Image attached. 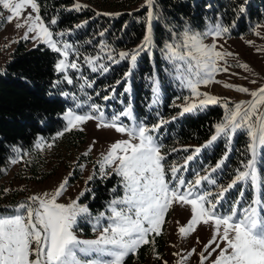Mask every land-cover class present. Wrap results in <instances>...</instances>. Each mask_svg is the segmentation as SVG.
I'll use <instances>...</instances> for the list:
<instances>
[{"label":"trees","instance_id":"trees-1","mask_svg":"<svg viewBox=\"0 0 264 264\" xmlns=\"http://www.w3.org/2000/svg\"><path fill=\"white\" fill-rule=\"evenodd\" d=\"M139 1L36 0L39 15L45 24L50 30L63 33L60 37L72 46L68 60L74 61L77 69H69L72 80L69 84L55 70L59 54L43 43L27 46L26 41L18 40L9 51L0 66V178L14 159L17 163L16 170L11 172L13 179L41 181L54 173L57 167H67L69 160L74 161L71 174L79 176L81 161L90 162L89 156L81 152L84 132L76 128L57 137L65 128L59 113L70 104V95L103 104L106 109L113 107L120 110L130 105L134 117L144 124L160 122L161 119L167 121L155 134L165 164L177 161L182 153L190 149L183 145L200 144L212 135L215 125L223 120L225 109L217 103L183 116L178 114V106L172 103L173 97L178 95L177 86L171 73L164 71L167 62L162 57L163 45L170 39L171 32H178L184 23L191 29L218 23L229 29V35L246 33L254 23L264 20V0H152L151 12L155 14L151 21L152 49L151 52L141 53L133 67L129 58L120 59L117 50L129 53L128 50L140 43L146 33L147 7L135 9ZM77 4L82 6L80 10H76ZM241 7L245 9L243 13L240 12ZM2 19L0 17V23ZM53 19L57 21L54 25L50 23ZM108 55L118 62L109 60ZM96 57L100 59L94 60L93 64L87 63L86 58ZM94 66L96 71L92 70ZM104 67L108 71H103ZM129 72L131 74L126 77ZM153 73L157 76L161 96L158 104L150 103ZM126 88L130 91H125ZM37 137L42 141L39 147ZM46 143L51 147H47ZM221 159L225 163L215 172V181L225 184L242 171L250 159L248 136L244 129H238L230 142L226 137H220L211 146L202 148L198 157L190 163H197L194 169L199 170L201 166L214 165ZM256 168L260 199L264 203L262 149ZM109 173L103 177L92 174L93 179L87 180V189L79 198L90 212L80 216L76 224L85 235L90 234L88 217L102 210L113 196L120 193V176ZM239 190L238 205L250 202L252 189L249 182H240L225 193L224 202L237 198L238 195H235ZM19 194L18 190L5 185L2 180L0 204L13 203ZM153 237L154 245H142L136 254L125 257L123 264H143L150 257L162 256L166 248L165 235L163 232L160 236L152 234L150 239Z\"/></svg>","mask_w":264,"mask_h":264},{"label":"snow or ice","instance_id":"snow-or-ice-1","mask_svg":"<svg viewBox=\"0 0 264 264\" xmlns=\"http://www.w3.org/2000/svg\"><path fill=\"white\" fill-rule=\"evenodd\" d=\"M146 4L149 8L153 6L152 0H146ZM0 7L9 12L7 22L11 23L13 19L23 20L22 23L17 22L15 27L26 28L24 39L31 38L37 43H43L65 58L56 64L57 72H65L68 68L77 69L75 62H66L71 45L64 43L62 47L59 46V41L54 39L50 27L39 15L36 0H0ZM28 7L31 8L32 13H36L35 16L31 14L23 16L24 10ZM81 7L80 4L75 5L76 10H80ZM244 11L245 9L241 7L240 12ZM154 18L155 14L150 11V23L142 44L132 53L121 52L119 54L121 60L129 58L135 67L141 53L151 52L153 44L151 21ZM50 23L54 25L57 21L53 19ZM228 31L227 27L218 24L203 35L211 34L215 38ZM189 32L190 30L185 32L183 45L170 43L165 45L167 59L183 61L186 65L184 70L179 65L176 66L179 73L177 78L190 90L193 98H199L187 102L189 98L185 97L186 105L179 113L181 116L218 103L217 97L201 93L199 86H207L213 82L220 83L214 80V75L221 70L227 71V68H221L217 61L232 55L228 52L216 51L215 45L205 46L201 42V34L190 35ZM30 33L31 37H29ZM55 35L61 36L63 33ZM180 47L188 51L181 53L178 50ZM107 58L113 60L111 55ZM98 59L100 58H86V61L93 64L94 60ZM113 62L118 61L113 60ZM238 66L247 69V65ZM92 70L97 69L94 66ZM102 70L108 71L106 67ZM130 74V72L126 73L125 76ZM64 80L69 84L72 83L68 75L64 76ZM88 86L91 87V84ZM223 86L241 93H249L244 87L231 84ZM125 91H130V88H126ZM153 92L158 95L159 89L154 88ZM249 94L253 99L247 102V107H244L245 102H240L233 109H229L223 121L215 125V134L205 145L195 148L194 153L185 158L183 166L170 167L173 174L171 181L165 178V157L161 154L156 138L151 134L167 121L161 119L151 128L142 122L133 127L118 124L117 121L121 116L131 117L130 105L119 115L113 116L110 121L104 119L103 113L95 105L91 106L92 114L79 115L72 110L66 112L64 118L67 124L57 137L93 119L98 121V129L112 128L117 133L127 135L128 139L111 144L98 161L102 177L111 174L106 172V168H111L112 172L121 177L124 195L110 202L111 215L105 217V214L101 213L97 218L94 230L102 228V231L95 240H79L73 231L78 217L88 213V208L78 203L79 198L84 195L83 191L68 204L57 203V199L67 190L68 178H65L53 193L29 197L32 204L21 203L15 214L0 216V264H123L125 257L136 254L142 245L155 244L154 237L151 239L150 237L152 234L155 236L162 234L165 215L173 205H179L181 208L190 206V219L185 226L178 229L181 238H186L195 232L198 225L212 227V238L199 253L200 264H204L217 252L212 264H264V203L261 199H253L252 204L244 209L242 215L238 214L236 208H233L230 214H220L217 207L225 193L240 182H249L254 189L260 186L256 157L258 148L264 150V111H260L261 105H264V86ZM104 98L109 99L107 96ZM96 112L101 114L96 116ZM241 128H247V134L251 138L248 148L252 158L243 166L242 171L236 173L231 183L226 188H222L213 199H209L213 196L211 192H201L199 189L203 182L216 184L211 173H215L224 165V159H221L214 168L206 170L208 174L201 176L197 173L194 181H185L183 177L176 175L182 167L188 166L202 148L211 146L222 136L230 141V134ZM91 150L90 146L88 151ZM11 163L15 164L17 160L14 159ZM88 179L92 180L93 176H89ZM33 204L36 206H32ZM102 219H107L108 223L102 225L100 223ZM195 251L192 249L188 256ZM205 252L207 255L204 254ZM93 255L95 258H82ZM174 255L178 254L174 253ZM186 260L187 256L181 257L177 264H182Z\"/></svg>","mask_w":264,"mask_h":264},{"label":"rangeland","instance_id":"rangeland-1","mask_svg":"<svg viewBox=\"0 0 264 264\" xmlns=\"http://www.w3.org/2000/svg\"><path fill=\"white\" fill-rule=\"evenodd\" d=\"M140 7H147L146 18H147V30H148L149 12L151 11V8L147 6L146 0H141L134 6L135 9H138ZM29 14L33 16L36 15V13H32L30 7L24 10L23 16H28ZM8 15L9 12L7 10H3L2 7H0V17L3 18L2 22L0 23V66L3 63V61L7 58L9 51L13 48V46L18 40L26 41L27 46H34L37 43L36 41H33L31 38L29 39L23 38L26 28L22 27L17 29L15 27V24L17 22H21V23L23 22L22 19L20 21L13 19V21L9 23L7 22ZM216 25H218V23H210L205 25L201 29H191L188 27L186 23H184L182 28L178 30V32L175 31L171 32L170 39L167 40L163 45L162 57H164L167 62L164 71L166 73L170 72L172 78L176 83L177 86L176 90L178 91L177 92L178 95L173 97L172 103L178 106L179 113L181 112L182 107L186 105L185 97L189 98L187 102H192L194 99H199V98H193L191 96L190 90L184 86V84L181 82L180 79L177 78L179 73L176 70V66L179 65V67L182 70H184L186 69V65L183 61H170L169 59H167L165 45L169 43L173 45H183L186 30H190L189 32L190 35L201 34V42L205 46L215 45L216 51L228 52L232 54L230 56H226L224 60L217 61L218 65L221 68H227V71L221 70L214 75V80L220 81V83L213 82L207 86L204 85L199 86V91L201 93H207L210 96H215L218 98V103L221 104L222 107L225 109L223 119L225 117L226 112L229 109H233L236 104L240 102H245L244 107H247V102L253 99L249 93L252 91H257L262 86H264V20L254 23L251 29L248 30L246 33L239 34L236 36L229 35L227 33H224L221 36L215 38L211 34L203 35L204 33L209 32V30L214 28ZM51 31L54 34V39L59 41V46L62 47L64 43L70 45L68 41L63 40L60 36L55 35L56 33L59 32H54L53 30ZM31 35L32 34L30 33L29 37H31ZM144 37L140 43H138L136 46L128 50L129 53H132L134 50L138 49V46L142 44ZM178 50L181 53L188 51V49H185L183 47H180ZM72 51L73 49L71 46V48L68 49V53L70 54ZM117 51L119 54L121 52H124L121 49H118ZM68 57L66 62L68 63L74 62V61H69ZM61 59H65V58L59 54L54 64L55 70H56V64ZM241 64L247 65V69L238 66ZM69 69L71 68L66 69L65 72H59L61 73L60 76L63 79L65 75H68L69 79H71L69 75ZM224 84H231L237 87L247 88L249 90V93H241L233 90L232 88H226L223 86ZM154 88L159 89L157 76L155 73H153L151 76L150 103L158 104L161 101L160 90L157 95L153 92ZM69 99H70V104H67L64 110L59 113V116L65 122V126L67 124V121L64 118V114L69 110H72L79 115L92 114L91 106L95 105L103 113L104 119L110 121L113 116L119 115L121 112L125 111L129 107V105H127L120 110L114 109L113 107H109L108 109H106L103 104L100 105L98 103H91L88 99L74 98L73 95H70ZM154 101L156 102L154 103ZM225 104H227L226 107ZM260 111H264V105H261ZM100 114H101L100 112L95 113L96 116H99ZM97 122H98L97 120L93 119L79 126V129H83L82 131L84 132V136H85L84 142L82 143L81 146V152L88 153L87 155L89 156L90 162H88L87 160L81 161V164L79 165L80 173L78 177L75 176L73 177V174L69 175L70 173H72V166L74 165L73 163L74 161L69 160L67 167H63V166L57 167L54 173H52L49 177L41 181L34 182L23 178L13 179L11 172L13 173L16 170V164L10 162L9 168L5 171L4 176L0 178V183L2 182V180H4L5 185H9L10 187L15 188L20 192V194L13 203L7 204L5 202V204L3 203L0 204L4 208L0 210V216H8L11 214H15L18 205H20L21 203H24L26 205L32 204V202L29 200V197L31 196H42L45 193H53L65 178H68L67 190L64 192V194L61 197L57 199V203L68 204L72 200H75L82 191L84 192L87 189L88 177L94 173L100 175L98 161L101 159L102 154H105L108 151L111 144L119 140L128 139L127 135L117 133L112 128L101 127L98 129ZM141 122H142L141 120L136 119L134 117L133 113L131 117L121 116L120 120L117 121L118 124H121L125 127H133L134 125H138ZM157 123H159V121L154 122L147 126L151 128L153 125ZM243 129L246 131V136H248L247 128H242V130ZM234 133L230 134L231 138L232 135H234ZM151 134L156 138L155 132ZM214 134H215V130L212 133V135ZM211 136L208 139H206V141L200 144L183 145V147L185 146L190 148L187 151L188 153L187 152L182 153V155H180L177 161L172 160L168 162V164L164 163L166 169V176H165L166 180L171 181L173 179V174L170 171V167L172 165L183 166L185 158L188 155H192L194 153L195 148L205 145L207 141L211 138ZM227 141L230 142L228 138ZM156 143L159 145L157 139H156ZM250 143H251V138L248 136V145ZM36 144L38 145L42 144V141L38 137L36 139ZM46 144H47L46 146L48 147L49 143ZM90 146L92 150L88 151ZM260 150L261 149L258 148L257 150L258 155L256 157V161L258 159ZM195 157H198V154ZM250 158H252L251 152H250ZM217 163H215L214 165H203L201 166L202 169L196 170L194 168L197 166V163L189 162L188 166L186 168L182 167L181 171H179L176 175L178 177H183L185 181H194L197 178V173H199V175L201 176L206 175L208 174L206 170H210L211 168H214ZM81 165L83 166V168H81ZM106 172H112L111 168H106ZM211 176L213 179H215V173H211ZM69 177H72L71 181L69 180ZM234 178L235 175L232 178H230L225 184L216 182V184L213 185L207 182H203L202 185L200 186L199 191L211 192L213 196L209 197V199H213L216 196V194L219 193L222 188H226L227 185L230 184ZM6 180H8L9 184H7L8 182H6ZM120 184H121L120 193L113 196L106 203V205L103 207L102 210L88 217L87 222L89 224V230H90L89 235H85L82 232H80L81 231L80 227L76 226V224L80 221L78 217L77 223L73 227V231L79 240H95L100 235V231H102V228H96L94 230V225H96V220L98 217H100L101 213H104L105 217L111 215L109 211L110 202L113 199L122 197L124 195V188L121 180H120ZM251 189H252V200H250V202L245 204L243 207L237 205L241 190H239V192H237V194L235 195V196L238 195V197L237 198L234 197L228 203L224 202L225 201V195H224L220 204L217 206L219 213L230 214L231 210L233 208H236L238 210V214L242 215L244 209L248 208L252 204L253 199H260L259 198L260 186L256 189H254L253 187ZM78 203L82 206H85L84 202L78 201ZM32 206L35 207L36 205L33 204ZM88 214H90L89 211L87 214L84 215H88ZM190 216H191L190 206H185L184 208H181L179 205H173V207L165 215V223L162 226V232L166 238V248L164 254L159 258L150 257L143 264H177V261L180 260L181 257H185V256H187V260L183 261L182 264H200L199 253L204 250V245L207 244L208 241L212 238V227L209 225H198L197 230L195 232H193L186 238H181V236L178 233V229L179 227L185 226L187 224L188 220L190 219ZM100 223L102 225H106L108 221L107 219H102ZM212 247H215V245H212ZM192 249H195L196 251L193 252L191 256H188V253ZM210 250L211 249H209V251ZM174 253L178 255H174ZM204 254L207 255V252H205ZM217 254L218 252L214 253L204 262V264H212V261L215 259ZM82 258L87 259V258H95V257L93 255L92 257H82Z\"/></svg>","mask_w":264,"mask_h":264},{"label":"water","instance_id":"water-1","mask_svg":"<svg viewBox=\"0 0 264 264\" xmlns=\"http://www.w3.org/2000/svg\"><path fill=\"white\" fill-rule=\"evenodd\" d=\"M3 206L2 205H0V208H2Z\"/></svg>","mask_w":264,"mask_h":264}]
</instances>
